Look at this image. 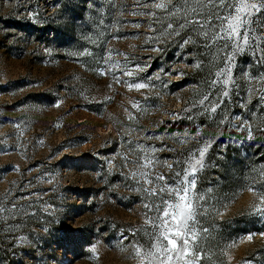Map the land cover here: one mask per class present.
Here are the masks:
<instances>
[{
	"label": "rangeland",
	"instance_id": "1",
	"mask_svg": "<svg viewBox=\"0 0 264 264\" xmlns=\"http://www.w3.org/2000/svg\"><path fill=\"white\" fill-rule=\"evenodd\" d=\"M157 2L0 0V264H147L140 173H182L205 142L199 264H264V53L177 35Z\"/></svg>",
	"mask_w": 264,
	"mask_h": 264
},
{
	"label": "snow or ice",
	"instance_id": "2",
	"mask_svg": "<svg viewBox=\"0 0 264 264\" xmlns=\"http://www.w3.org/2000/svg\"><path fill=\"white\" fill-rule=\"evenodd\" d=\"M153 6L162 10L165 18L170 21L166 29L176 32L175 26L181 29L188 28L205 38V46L231 48L234 54L243 53L246 49L264 53V48L260 46V42L264 41V35L257 34L258 29L264 31V0H160ZM156 22L160 21L157 19ZM176 34L179 35L178 32ZM188 42L190 38L185 41ZM233 59L234 56L227 57L229 65ZM257 62L264 63V57L258 58ZM126 75L131 77L133 72L128 71ZM217 75L226 76L227 79L222 83L227 85L232 79L231 68L228 67ZM260 79L264 80V74H261ZM129 87L144 89L148 85L135 83ZM228 95L227 91L223 92L224 97ZM199 103L205 105V111L213 113L219 107L218 103L212 106L213 102L209 96H205ZM211 146L209 142L203 143L202 146L198 145L187 161L177 162L187 165L182 169V173H174L167 179L165 175L159 173L155 175L149 172L140 173L147 184L158 185V187L145 188L150 196L159 200V203L154 205L155 215L149 218L152 223V231L149 235L154 242L150 244L146 253L137 250V255L146 259L147 264L153 262L199 264L201 250L198 237L206 229L198 228V217L203 211L199 201L204 197L196 195L195 189L197 173L206 166L205 157ZM145 159L147 163L141 165L142 168L152 165L150 158ZM168 167L171 169L172 165ZM261 177L264 178V170L261 172ZM259 199L260 204L254 206L253 213L264 217V192L260 193ZM0 211L3 209L0 208ZM261 235L264 236V233ZM247 239L252 240L253 236L249 235ZM92 251L95 249L93 248Z\"/></svg>",
	"mask_w": 264,
	"mask_h": 264
}]
</instances>
